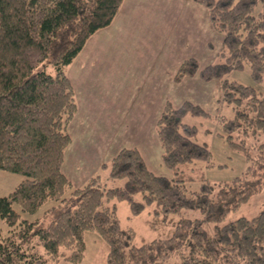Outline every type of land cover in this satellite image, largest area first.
<instances>
[{"label": "trees", "instance_id": "trees-1", "mask_svg": "<svg viewBox=\"0 0 264 264\" xmlns=\"http://www.w3.org/2000/svg\"><path fill=\"white\" fill-rule=\"evenodd\" d=\"M123 1L0 0V169L24 177L0 197V218L10 228L6 236L0 234V264L78 263L86 231L108 245L105 264H168L171 259L174 264H264V210L221 224L264 189V98L256 88L222 79L246 65L253 80L264 84V0H190L207 11L222 35L218 55L224 60L200 68L188 59L173 77L175 83L195 75L221 81L223 100L235 112L233 120L223 121V131L230 146L246 156L244 174L186 194L184 169L210 165V152L194 141V127L182 120L186 112L200 110L169 101L155 132L161 164L171 178L154 175L136 148H121L101 166L110 179L123 180L121 187H106L98 174L74 187L63 174L71 143L67 127L78 110L65 68L96 32L111 25ZM246 139L252 140L249 146ZM47 202L55 206L34 221L13 209L17 204L21 212L34 214ZM115 202H126L134 216L155 206L163 219L188 210L202 218L180 217L167 238L134 246L135 233L120 226ZM206 224L213 225L211 230Z\"/></svg>", "mask_w": 264, "mask_h": 264}, {"label": "rangeland", "instance_id": "rangeland-1", "mask_svg": "<svg viewBox=\"0 0 264 264\" xmlns=\"http://www.w3.org/2000/svg\"><path fill=\"white\" fill-rule=\"evenodd\" d=\"M258 11L259 7L256 8L255 14ZM132 30L136 28L132 27ZM136 36L138 35L134 34V38ZM116 39L121 38L116 37ZM208 40L210 45H213L208 52L192 44L183 43L181 47L178 42H167L164 44L163 53L157 57V61L150 69H146L142 64V57L138 59L136 55L146 50L143 45H138V42L123 44L117 41L114 66L130 74H126L127 79L133 80L132 87L137 91L130 94L125 92L122 95L115 91L108 92L105 85H110V82L107 77L103 79L89 77L83 83V87L72 85L78 110L67 127L71 143L65 150V159L72 165L69 167V176L74 184H82V180L84 182L90 175L98 174L106 187L123 186V180L110 179L108 169L101 166L110 162L112 150L115 152L121 148L133 147L139 150L147 168L154 175L171 178L172 173L161 164L162 149L155 132V123L165 101L171 102L176 107L187 102L200 110V113L196 114L186 112L182 120L185 124L194 127V141L205 145L210 152V165L202 162L184 169L187 176L184 180L186 194L199 192L203 184L217 186L230 183L234 178L245 173L248 166L245 154L230 146L223 131V121L233 120L235 112L233 105L223 100L221 81L217 79L204 81L197 75L183 78L179 83L173 81L178 65L185 60L195 59L200 68L223 62L224 59L218 55L221 46L218 49L219 44L215 38L209 37ZM151 63L152 59L147 60V66ZM68 66L65 68L67 74L70 69ZM70 74L75 78L72 71ZM113 76L115 79L116 75ZM222 79L227 83L256 88L259 97L264 98V84H257L253 80L246 65L224 74ZM129 96L132 105L134 104L131 109L125 99ZM117 114H120V117L121 114L125 116L123 123L115 122L122 121ZM239 140L236 138L235 141ZM246 141L249 146L252 140L246 139ZM83 145L86 150L87 147L98 149V155L95 157L82 155L80 151L84 148ZM104 153L106 158L101 157ZM77 160L79 172H76L75 167ZM23 179L24 177L18 173L0 169V197L9 195ZM135 199L140 201V196H135ZM115 205L120 226L124 229L130 228L135 233L134 246L167 238L172 234L180 217L202 218L199 211L188 210L182 211L181 216L170 215L163 219L159 210L156 214L155 206L147 207L139 215L134 216L126 202H115ZM53 206L55 203L47 202L34 214L21 212L17 204H13V209L22 219L34 221L40 219L45 210ZM262 210H264V189L236 211H232L221 224L233 222L241 217L251 219ZM212 227L213 225L206 224L208 230ZM9 229L0 218V234L6 236ZM83 241L84 255L78 263L60 260L57 264H105L108 253L106 242L93 231L84 232ZM174 262L175 259H171L168 264Z\"/></svg>", "mask_w": 264, "mask_h": 264}, {"label": "crops", "instance_id": "crops-1", "mask_svg": "<svg viewBox=\"0 0 264 264\" xmlns=\"http://www.w3.org/2000/svg\"><path fill=\"white\" fill-rule=\"evenodd\" d=\"M132 27H135L136 30L133 31ZM134 34L138 36L134 38ZM116 37L121 39L117 40ZM209 37L216 39L219 44L218 49L222 46V37L214 31L207 11L190 0H124L111 25L96 32L87 41L82 51L68 66V69L70 68L68 74L67 70H65V73L74 87L77 85L83 87V83L89 77L100 79L107 77L110 82V85H105L108 92L115 91L120 93L119 95L125 92L130 94L137 91L132 87L133 80L131 78L127 79L126 74H129L127 71L116 69L114 66L116 64L114 57L117 53V41L123 44L138 42V45H143L146 50L138 52L136 55L138 59L142 57L143 66L150 69L157 61V57L163 53L165 43L174 41V43L181 44V47L183 43L192 44L202 48V51L208 52L213 46L209 43ZM100 49L101 51H99ZM150 59H152V63L147 66V60ZM70 71L75 74V78L71 76ZM113 75H116L115 79ZM125 99L131 109L134 104L132 105L130 96ZM117 115L119 118L120 114ZM124 117L121 114L120 119L122 118V121L115 122L123 123ZM111 128L114 129V127ZM83 147L80 151L82 155L88 154L92 157L98 155V149L94 150V147H87L86 150L84 145ZM119 150H115V152L112 150L111 159ZM101 157L106 158V154H102ZM70 165L64 154L62 172L74 187L83 186L93 176V174L90 175L84 182L82 180V184L76 185L69 176ZM75 167L76 172H79L78 160Z\"/></svg>", "mask_w": 264, "mask_h": 264}]
</instances>
